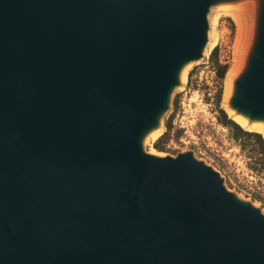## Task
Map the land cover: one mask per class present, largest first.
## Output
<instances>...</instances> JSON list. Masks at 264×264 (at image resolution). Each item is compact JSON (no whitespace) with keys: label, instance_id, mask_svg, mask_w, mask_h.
<instances>
[{"label":"water","instance_id":"obj_1","mask_svg":"<svg viewBox=\"0 0 264 264\" xmlns=\"http://www.w3.org/2000/svg\"><path fill=\"white\" fill-rule=\"evenodd\" d=\"M236 3L254 25L226 109L264 122V0H0V264H264L262 206L146 149Z\"/></svg>","mask_w":264,"mask_h":264},{"label":"rangeland","instance_id":"obj_2","mask_svg":"<svg viewBox=\"0 0 264 264\" xmlns=\"http://www.w3.org/2000/svg\"><path fill=\"white\" fill-rule=\"evenodd\" d=\"M230 6H233L232 9ZM228 18L235 24L233 32ZM209 19L210 41L205 56L188 66L185 82L176 89L172 107L164 118L162 134L166 131L167 119L173 115L170 141L165 151H158L153 147L156 139H150L146 149L172 155L192 150L199 159L220 171L232 191L262 206L264 211L260 201L264 200V169H256L261 164L254 163L249 151L242 150L240 142L232 137L230 130L219 123L217 90L220 81L209 59L213 48L219 45L221 60L229 62V70L234 69L230 78L232 82L249 48L254 14L244 3H236L212 8ZM224 82L220 106L229 114L227 100L224 99Z\"/></svg>","mask_w":264,"mask_h":264},{"label":"trees","instance_id":"obj_3","mask_svg":"<svg viewBox=\"0 0 264 264\" xmlns=\"http://www.w3.org/2000/svg\"><path fill=\"white\" fill-rule=\"evenodd\" d=\"M231 25L230 28L232 32L235 29V24L231 18H228ZM220 47L219 45L215 46L210 54V62L216 69L217 78L220 81V86L217 90V97H218V121L222 126L228 128L232 133V137L240 142L242 150L249 151V157L253 159L254 163L261 164L260 168H256L258 170L264 169V136L254 130H250L248 128L243 127L237 121L233 120V117L230 115L220 106L222 94H223V81L225 80L226 74L230 68V64L228 61L221 60L220 57ZM178 100H175V106H177ZM172 119L173 115L170 116L166 121V131L159 136L155 142L153 143V147L158 151H165L166 144L170 141V134L172 131ZM182 132V130H180ZM263 207H264V200H261Z\"/></svg>","mask_w":264,"mask_h":264},{"label":"bare ground","instance_id":"obj_4","mask_svg":"<svg viewBox=\"0 0 264 264\" xmlns=\"http://www.w3.org/2000/svg\"><path fill=\"white\" fill-rule=\"evenodd\" d=\"M231 7H233V6H230V8ZM236 10H237V8H236ZM187 69H188L187 67L184 68V70L182 71V74H181V79H182L183 82H185V79H186ZM233 72H234V69H230L227 72V76L225 78V82H224V99L225 100H228L229 99V97L231 95V92H232L233 84H232L230 78H231ZM228 112H229L230 116L233 117V119L235 121H237L239 124H241L243 127L248 128V129H251V130H254V131H258V132H260L264 136V122H256L255 121V122L250 123L247 118H245L242 115H236L233 110L228 109ZM161 134H162L161 130L160 129H156V130H154V131H152L150 133V135L148 136L147 140L157 139Z\"/></svg>","mask_w":264,"mask_h":264}]
</instances>
